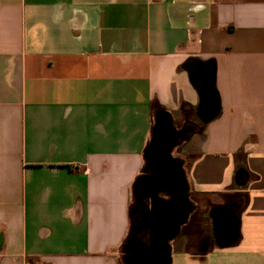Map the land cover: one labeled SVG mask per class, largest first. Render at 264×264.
Here are the masks:
<instances>
[{
	"label": "crops",
	"instance_id": "obj_1",
	"mask_svg": "<svg viewBox=\"0 0 264 264\" xmlns=\"http://www.w3.org/2000/svg\"><path fill=\"white\" fill-rule=\"evenodd\" d=\"M155 130L188 186L171 256L264 264V0H0V264H126Z\"/></svg>",
	"mask_w": 264,
	"mask_h": 264
},
{
	"label": "water",
	"instance_id": "obj_2",
	"mask_svg": "<svg viewBox=\"0 0 264 264\" xmlns=\"http://www.w3.org/2000/svg\"><path fill=\"white\" fill-rule=\"evenodd\" d=\"M173 142L172 137H160L155 130L146 149L149 173L138 178L134 192L138 205L146 195L153 199L152 212L145 217L151 227L149 244L130 239L125 246L126 264H172L170 240L176 236L190 211L187 201L188 186L181 161L171 154ZM166 189L172 191L171 199L161 202L157 195ZM164 208L165 216L160 218L159 212ZM143 221L144 219L141 223ZM216 225L218 235H225L223 222L219 221ZM235 229L236 227L229 226L228 234L233 235Z\"/></svg>",
	"mask_w": 264,
	"mask_h": 264
},
{
	"label": "rangeland",
	"instance_id": "obj_3",
	"mask_svg": "<svg viewBox=\"0 0 264 264\" xmlns=\"http://www.w3.org/2000/svg\"><path fill=\"white\" fill-rule=\"evenodd\" d=\"M172 264H197L193 260L187 258V248L185 246H177L172 244Z\"/></svg>",
	"mask_w": 264,
	"mask_h": 264
},
{
	"label": "flooded vegetation",
	"instance_id": "obj_4",
	"mask_svg": "<svg viewBox=\"0 0 264 264\" xmlns=\"http://www.w3.org/2000/svg\"><path fill=\"white\" fill-rule=\"evenodd\" d=\"M190 228V225H189V223L187 224V225H184V227H183V230H186V229H189ZM135 235H138L139 236V233L138 232H136L135 231ZM141 236V235H140ZM208 237V236H207ZM141 238V237H140Z\"/></svg>",
	"mask_w": 264,
	"mask_h": 264
}]
</instances>
